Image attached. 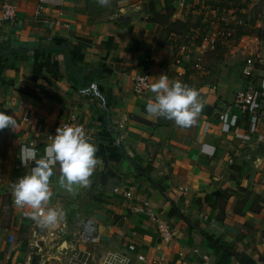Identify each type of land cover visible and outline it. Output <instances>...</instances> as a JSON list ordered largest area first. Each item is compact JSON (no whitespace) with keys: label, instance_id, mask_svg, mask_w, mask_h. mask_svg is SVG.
I'll list each match as a JSON object with an SVG mask.
<instances>
[{"label":"crops","instance_id":"crops-1","mask_svg":"<svg viewBox=\"0 0 264 264\" xmlns=\"http://www.w3.org/2000/svg\"><path fill=\"white\" fill-rule=\"evenodd\" d=\"M6 1L13 17L1 19L0 0V111L13 115L16 127L0 130V264H67L69 219L78 213L94 218L100 233L87 264H141L138 254L145 264L196 263L202 254L207 264L227 256L222 264H264V109L250 132L233 104L246 84L240 74L246 57L255 60L256 79L264 77L263 5ZM206 21L214 30L232 28V37L211 48ZM162 74L198 92L202 107L191 125L153 117L145 110L154 100L150 88L132 90L137 76L151 85ZM224 110L235 117L227 130L219 121ZM70 113L97 146L99 163L89 185L72 192L60 187L55 167L45 207L61 209L67 221L55 237L61 221L38 223L10 191L34 163L21 165L19 146L42 155L47 133ZM144 201L171 224V240L162 241L152 220L132 210Z\"/></svg>","mask_w":264,"mask_h":264},{"label":"clouds","instance_id":"clouds-1","mask_svg":"<svg viewBox=\"0 0 264 264\" xmlns=\"http://www.w3.org/2000/svg\"><path fill=\"white\" fill-rule=\"evenodd\" d=\"M98 2L105 5L108 0ZM150 91L154 94V100L145 106V110L153 117H164L178 126L187 127L194 123L201 110L198 92L194 88L180 81H170L163 74L150 85ZM15 127L14 116L0 111V130ZM97 150L80 125L58 127L42 155L38 156L33 146H19L21 165L27 167L30 162L34 163L15 183V205L21 208L27 206L33 210V218L38 223L55 227L63 219V212L56 207H45L52 196L49 180L55 167L59 166L58 183L67 192H72L75 185L87 187L99 163Z\"/></svg>","mask_w":264,"mask_h":264},{"label":"built area","instance_id":"built-area-1","mask_svg":"<svg viewBox=\"0 0 264 264\" xmlns=\"http://www.w3.org/2000/svg\"><path fill=\"white\" fill-rule=\"evenodd\" d=\"M12 17L13 14L10 5L6 0H1V19L11 20ZM232 35V28L218 27L209 35L208 44L211 48H213L217 41L220 39L226 40L231 38ZM255 69V60L251 57H246L241 64L240 69V74L244 77L246 84L242 90L236 91L234 93L233 98V104L236 105L239 108L241 114L247 118L250 132H254L256 130L258 117L260 112L264 109V77L256 79ZM132 83V90L135 93L141 92L146 88H150V84L148 83L146 76H137L136 78L132 79ZM90 89L92 92L97 94L93 88V85H90ZM219 121L221 128L223 130H227L230 125L234 124L235 117L231 116L228 118V113L226 110H224L219 114ZM65 125H80L84 128V125L77 119L76 115L70 113L64 122L53 127L51 131L47 133L45 137L47 144L51 142V136L55 134L56 129ZM88 137L90 139L89 135ZM37 152L38 154L40 153L38 149ZM15 183L13 184V189ZM13 189L10 191V194L12 195V201L14 203ZM117 190V188H114V191ZM123 193L125 197L129 198L132 196V192L130 190ZM132 210L143 213L152 220L154 227L162 241L167 242L173 238L174 230L171 224L168 222V220L159 218L148 202L144 201L140 205L133 207ZM20 217L24 219L26 217V212L23 211ZM99 242L100 233L94 218L84 214H74L71 219H69L68 225L66 245L69 254L66 263L87 264V262L92 260L90 249L97 246ZM134 247L135 245L133 243L128 245L129 250H133ZM136 258L141 264H145L144 255L138 254ZM208 260V255L202 254L200 261L189 264H207Z\"/></svg>","mask_w":264,"mask_h":264},{"label":"rangeland","instance_id":"rangeland-1","mask_svg":"<svg viewBox=\"0 0 264 264\" xmlns=\"http://www.w3.org/2000/svg\"><path fill=\"white\" fill-rule=\"evenodd\" d=\"M239 1H237V3H238ZM249 1L247 0V3H248ZM209 3L210 4H215L214 2H212L211 0H209ZM240 3H242V2H240ZM263 5V8H264V0H253V6L254 7H260V5ZM223 6H225V5H223ZM222 12H223V10H222ZM160 25L162 26V30H161V34H160V38H162L163 39V37H164V35H165V25H168L167 23H166V21L163 19V20H161V22H160ZM175 27H173V28H176L178 31H180V28H181V25L180 24H176V25H174ZM215 25L213 24V23H211V22H204V25L202 26V28L204 29V32H203V34H207L206 36H209L210 34H211V32L214 30L213 29V27H214ZM170 27H172L171 25H169V28ZM264 32V31H263ZM203 36V35H202ZM185 42V41H184ZM179 43V42H178ZM60 247L62 248L63 247V244L61 243L60 244ZM107 264H109V263H107Z\"/></svg>","mask_w":264,"mask_h":264},{"label":"water","instance_id":"water-1","mask_svg":"<svg viewBox=\"0 0 264 264\" xmlns=\"http://www.w3.org/2000/svg\"><path fill=\"white\" fill-rule=\"evenodd\" d=\"M179 1H183V0H179ZM66 228H67V221H66V219H62L59 226H58V229L55 231V233H53L51 235H54L55 237H57L60 233L65 231Z\"/></svg>","mask_w":264,"mask_h":264},{"label":"trees","instance_id":"trees-1","mask_svg":"<svg viewBox=\"0 0 264 264\" xmlns=\"http://www.w3.org/2000/svg\"><path fill=\"white\" fill-rule=\"evenodd\" d=\"M210 240H212V239L210 238ZM212 242H213L215 245H217V246H221V245L217 244L216 242H214L213 240H212ZM228 261H229V257L227 256L226 258H224V260L222 261V263H228ZM222 263H220V264H222Z\"/></svg>","mask_w":264,"mask_h":264}]
</instances>
